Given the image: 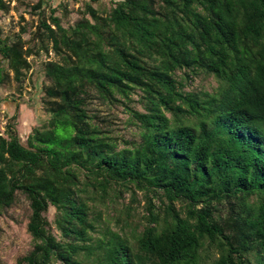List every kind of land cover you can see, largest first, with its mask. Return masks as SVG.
Masks as SVG:
<instances>
[{
  "label": "trees",
  "instance_id": "1",
  "mask_svg": "<svg viewBox=\"0 0 264 264\" xmlns=\"http://www.w3.org/2000/svg\"><path fill=\"white\" fill-rule=\"evenodd\" d=\"M90 2L64 27L39 0L33 31L0 32V87L58 56L44 121L0 131V215L18 192L30 211L17 264H264V0Z\"/></svg>",
  "mask_w": 264,
  "mask_h": 264
},
{
  "label": "rangeland",
  "instance_id": "2",
  "mask_svg": "<svg viewBox=\"0 0 264 264\" xmlns=\"http://www.w3.org/2000/svg\"><path fill=\"white\" fill-rule=\"evenodd\" d=\"M9 9L0 12V32L2 36H11L17 33L21 26L34 30L37 20V12L31 8L39 0H6ZM41 8L46 15L54 9V15L60 18L64 27L72 26L81 19L85 4L91 0H41ZM115 0H94L90 2L100 12L107 10ZM30 32L24 33L23 38L29 40ZM58 56L53 51L40 52L30 56L31 68L25 73L20 83L12 79V72L5 84L0 87V131L13 115L16 116V129L22 140L34 125L41 124L46 115L44 113L41 96L42 88L49 81L43 72V64L47 60H57ZM195 86L201 82L195 81ZM215 81L211 78L205 82V87L211 89ZM101 115H105L111 121L115 135L126 140L137 136V127L128 123L129 113L123 106L108 108L96 101L93 103ZM140 109L139 105L136 106ZM143 202L141 201V205ZM28 200L18 192L14 203L0 215V264H17V258L26 254L32 247V240L26 231V223L29 215ZM54 209L50 208L46 216L51 224L53 233H57L52 224Z\"/></svg>",
  "mask_w": 264,
  "mask_h": 264
}]
</instances>
